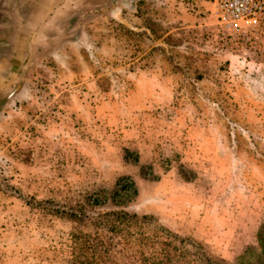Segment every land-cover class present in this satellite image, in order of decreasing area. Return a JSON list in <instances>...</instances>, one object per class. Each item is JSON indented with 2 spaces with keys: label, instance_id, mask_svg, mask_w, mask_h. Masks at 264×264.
Masks as SVG:
<instances>
[{
  "label": "rangeland",
  "instance_id": "374dc122",
  "mask_svg": "<svg viewBox=\"0 0 264 264\" xmlns=\"http://www.w3.org/2000/svg\"><path fill=\"white\" fill-rule=\"evenodd\" d=\"M255 3L237 31L213 0H82V15L69 0L26 35L20 74L0 80V264H164L167 231L170 264L178 254L254 263L264 226ZM81 208L87 216H70ZM123 212L129 229L101 222Z\"/></svg>",
  "mask_w": 264,
  "mask_h": 264
},
{
  "label": "crops",
  "instance_id": "0c3cea01",
  "mask_svg": "<svg viewBox=\"0 0 264 264\" xmlns=\"http://www.w3.org/2000/svg\"><path fill=\"white\" fill-rule=\"evenodd\" d=\"M73 1H80L81 8L77 10V13L80 12L82 15L84 12L82 0ZM49 3L53 4L49 5ZM66 3H69V0H61L58 7L56 0H45L44 4L43 0H0V67H2L0 80L3 76L7 77V82H13V77L20 74L23 58L20 52V42L22 43L24 38L27 40V34L31 37L32 34L39 33L40 28L51 19L57 8H60V11H67L64 7ZM43 12L44 18L40 16L39 20L35 22L34 19H38V14L42 15ZM64 22L65 25H61L60 30L63 26L68 28L65 19ZM33 41L32 39L31 42ZM5 67L9 68L5 69ZM15 73L16 75H14Z\"/></svg>",
  "mask_w": 264,
  "mask_h": 264
},
{
  "label": "trees",
  "instance_id": "16d2710c",
  "mask_svg": "<svg viewBox=\"0 0 264 264\" xmlns=\"http://www.w3.org/2000/svg\"><path fill=\"white\" fill-rule=\"evenodd\" d=\"M57 212L60 213L61 209H58ZM68 212L70 213V216L73 217V218H78L79 217V219H82L83 216H87V215H85L86 211L83 208H81L79 211H68ZM144 218H146V217H144ZM133 219H134V215L133 214L129 215V214L123 212L122 214L121 213H117V218L115 220H113V218H112V220H109L107 218V221L104 219V220H101V222H103L105 224L106 222H111L112 223L114 221H117L118 223L125 224L127 226V229H129L133 225L136 224V221L133 220ZM167 232L168 233H165V234H167L168 236L170 234L171 236H173V238L175 237V235H172V233H170L169 231H167ZM173 238H172V240L170 242L169 241L163 242L165 247L157 252V253L163 255V260L165 262L164 264H170L172 262V259L170 258L171 252L169 251V245L172 243ZM259 242H260L259 243V245H260L259 249H256V248H253V247L250 249V251L254 252L255 261H254L253 264H264V226L262 227V229L260 231V234H259ZM142 243L144 244V242H142ZM99 245H100L99 242L98 243L94 242L92 244L93 247L96 246L97 249L100 247V249L102 250V246L103 245H100V246ZM258 250H260V251L257 252ZM184 256L185 255H182V254H180V255L178 254L176 256L174 255V257L177 258L176 261H175L176 264H177V262H179L178 264H190V263L187 262V259ZM244 257H245V255L242 256V260H243ZM199 262H202V260L199 261ZM203 262L205 264H227L226 262L218 261V260H215V259L210 258V257L209 258H205V261H203Z\"/></svg>",
  "mask_w": 264,
  "mask_h": 264
},
{
  "label": "built area",
  "instance_id": "2783aa9c",
  "mask_svg": "<svg viewBox=\"0 0 264 264\" xmlns=\"http://www.w3.org/2000/svg\"><path fill=\"white\" fill-rule=\"evenodd\" d=\"M213 2L218 8L222 21L237 31H240L238 21L254 16L255 11L258 9V4L255 3V0H213Z\"/></svg>",
  "mask_w": 264,
  "mask_h": 264
}]
</instances>
